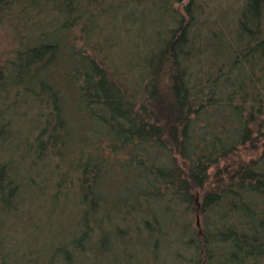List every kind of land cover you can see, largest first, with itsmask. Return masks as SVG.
<instances>
[{
	"label": "trees",
	"instance_id": "16d2710c",
	"mask_svg": "<svg viewBox=\"0 0 264 264\" xmlns=\"http://www.w3.org/2000/svg\"><path fill=\"white\" fill-rule=\"evenodd\" d=\"M212 2L0 0V264H264V0Z\"/></svg>",
	"mask_w": 264,
	"mask_h": 264
},
{
	"label": "rangeland",
	"instance_id": "374dc122",
	"mask_svg": "<svg viewBox=\"0 0 264 264\" xmlns=\"http://www.w3.org/2000/svg\"><path fill=\"white\" fill-rule=\"evenodd\" d=\"M212 6V7H211ZM210 6V9L213 10V13L215 14H219L220 10L222 11V9H225L228 6V3L225 5H221L219 4V2H216V0H213L212 5ZM142 8L144 11H146V5L144 4V6L140 7ZM141 9V11H142ZM156 8H154L153 11L156 12ZM143 11V12H144ZM154 12V13H155ZM133 13H135V10H133ZM158 24V22H155ZM162 23V22H161ZM161 23L159 25H161ZM106 24L110 25L109 20L106 21ZM140 23L137 24H132L129 23V29L130 33L127 31H124L122 29H119V26L117 25L115 30L117 33H115V35H113V30L109 29L110 26L108 27V32L110 34L113 35L114 37V44L113 47L111 49V54L109 57V61H110V66L112 69H117L119 73L122 74H127L128 71L130 70V72L132 71L131 67L132 64L134 63V65L136 64V59H135V49H134V43L138 42L139 44L141 43V39L142 37L136 35L137 29L140 28ZM144 30H148L147 27H144ZM146 32V31H145ZM77 33V32H76ZM125 33V34H124ZM2 32L0 31V48L3 46V44L1 43V41L3 40L2 37ZM75 35V34H74ZM78 35V34H76ZM136 69H138V67H135ZM242 158H248L250 155V152L245 151V152H241L240 153ZM217 170L211 169L209 171V180H213V176H216ZM55 216L57 217V221L55 220V226L54 228H52L51 230H55V231H60L61 233H66L68 230V225L64 223V220L61 219L60 221V215L58 213L55 214ZM190 225L193 227L197 224V226L199 225V221L200 218H196V217H191L190 219ZM171 238H175L173 235L171 236ZM172 244H164V251H161L160 253V258H159V263L158 264H182L178 261H175V259L172 256V252L170 251V248H173L171 246ZM134 249L133 252V258H132V262L129 261H125L123 262L124 264H143L144 261H146L147 255H142L140 249H141V245L139 243H135L133 245V247H131V250ZM142 256V257H141ZM186 258H190L191 254H187L185 255ZM143 260V261H142ZM147 264V263H146Z\"/></svg>",
	"mask_w": 264,
	"mask_h": 264
}]
</instances>
